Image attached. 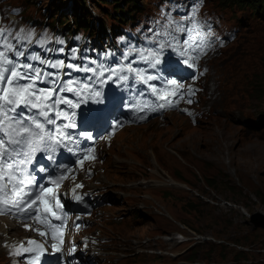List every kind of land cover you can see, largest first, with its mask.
<instances>
[{
	"label": "rangeland",
	"instance_id": "1",
	"mask_svg": "<svg viewBox=\"0 0 264 264\" xmlns=\"http://www.w3.org/2000/svg\"><path fill=\"white\" fill-rule=\"evenodd\" d=\"M3 1L23 7L25 18L57 29H74L71 20L77 12L88 17L79 30L92 27L96 33L105 28L109 33L120 24L114 0ZM118 2L126 13L142 17L157 0ZM207 8L225 25L235 27L238 38L207 63L211 72L205 80L198 124L177 112L167 113L125 129L102 151L98 168L102 181L98 177L89 183L103 201L99 208L104 211L103 217L99 212L94 217L93 232L108 240L103 251L95 252L93 260L99 264H264V230L247 222L231 223L194 194L212 187L243 203L253 215H264V18L250 8H226L219 0H208ZM62 20L67 24L61 25ZM120 22L127 23L125 18ZM217 110L228 114L217 117ZM231 114L237 120L228 121ZM220 120L228 122L234 137L227 132L229 138L218 143V130L209 131ZM176 128L182 129V136H174ZM241 130L244 136H239ZM118 168L124 172H116ZM170 178L184 187L169 186ZM109 181L118 190L109 191ZM176 232L191 240L176 242ZM0 264H10L1 250Z\"/></svg>",
	"mask_w": 264,
	"mask_h": 264
},
{
	"label": "snow or ice",
	"instance_id": "2",
	"mask_svg": "<svg viewBox=\"0 0 264 264\" xmlns=\"http://www.w3.org/2000/svg\"><path fill=\"white\" fill-rule=\"evenodd\" d=\"M199 8L200 0H196L180 20L166 15L165 22L151 29L152 35L146 38L152 46H130L122 54L126 63L117 61L115 65L51 61L25 52L31 33L16 36L0 31V216H14L24 223L26 231L41 238L7 245L12 255L24 258L25 264H41L49 248L55 253L62 252L69 218L65 201L85 203L82 192L85 184L76 183V177L85 171L91 175V168L86 165L98 159L93 134L72 131L78 127L77 110L89 101H99L106 84L119 81L127 86L131 80L133 85H144L137 96L149 94L157 102L153 111L175 108L185 100L189 104L193 102L195 88L186 87L176 79L165 80L158 69L166 48L178 53L189 69H195L197 61L212 48L213 31L199 19ZM46 42V37L38 41L40 45ZM56 51L63 52V49ZM133 64H144L146 68L133 67ZM65 69L71 71L65 72ZM73 71L84 75L63 78L71 77ZM158 80L164 86H155ZM147 110L143 105L139 109L141 113ZM114 127L119 128L120 124ZM61 152L73 156L74 163L58 162ZM69 180L73 186L62 192ZM82 218L77 216L76 220ZM81 227L76 224L77 230Z\"/></svg>",
	"mask_w": 264,
	"mask_h": 264
},
{
	"label": "trees",
	"instance_id": "3",
	"mask_svg": "<svg viewBox=\"0 0 264 264\" xmlns=\"http://www.w3.org/2000/svg\"><path fill=\"white\" fill-rule=\"evenodd\" d=\"M114 6L113 9H116L114 12L117 13V11H119V18L118 23L120 24H124L121 23L120 21L122 19H126V24L128 23H135V18L134 17H129L130 15L132 16V12H130L129 10L127 11V13L124 11L123 7L120 5L121 2H118V0H114ZM124 0H122L123 3ZM130 2V4H133L134 0H127ZM83 2V0H82ZM220 4H222V6L227 7H239L241 9H246V8H250L253 14L259 15L261 17L264 18V0H219ZM104 4H111V2L109 1H104ZM135 6V5H134ZM108 16H110V14H107ZM87 20L88 17L87 15L83 14L82 12H77L75 14V16L72 18V25L73 28L72 30H76V28H79L80 26H85L87 25ZM57 22H59V20H57ZM67 21L62 20L61 21V25H66ZM85 28V27H84ZM116 30H118V26L114 27L112 26L111 29H109L110 32H115ZM87 32H92V27H87ZM99 34L103 35V36H107L108 32L107 29L105 28H99Z\"/></svg>",
	"mask_w": 264,
	"mask_h": 264
},
{
	"label": "bare ground",
	"instance_id": "4",
	"mask_svg": "<svg viewBox=\"0 0 264 264\" xmlns=\"http://www.w3.org/2000/svg\"><path fill=\"white\" fill-rule=\"evenodd\" d=\"M173 5H174V3H173ZM71 8V7H70ZM182 8H184V7H182ZM177 9L178 10H183V9H181V8H178V6H176V11H177ZM180 12V11H179ZM212 75V74H211ZM215 77V76H214ZM215 79V78H214ZM210 81H212L211 79H210ZM211 83V82H210ZM206 84V83H205ZM213 86H214V84H212ZM211 91V90H210ZM213 92V91H212ZM205 93V92H204ZM206 94V93H205ZM215 94V93H214ZM213 94V95H214ZM216 95V94H215ZM218 97V96H217ZM206 98V97H205ZM209 99V98H208ZM207 100V99H206ZM217 100H219V99H217ZM209 102V101H208ZM210 102H211V100H210ZM220 102V101H219ZM221 105H223V104H221ZM204 106V105H203ZM209 106V105H208ZM216 106V105H215ZM223 107V106H222ZM221 107V108H222ZM206 108V107H205ZM211 108V107H210ZM214 108V107H213ZM212 108V109H213ZM216 108V107H215ZM209 109V108H208ZM242 109V108H241ZM241 109H240V111H241ZM223 110H225V109H223ZM223 110H217V117H221V118H225L226 117V115L228 114L227 113V111L226 112H224ZM216 112V111H215ZM236 112V111H235ZM230 113V112H229ZM240 115V114H239ZM238 115V116H239ZM243 116V115H242ZM244 117V116H243ZM234 119L235 120H237V117L234 115V114H231V116H227V120L228 121H230V122H232V121H234ZM242 120V119H241ZM205 121V120H204ZM239 121V120H238ZM244 121V120H243ZM204 123V122H203ZM227 121H224V120H220V121H218L214 126H212V127H210L211 129H210V131L209 132H212V131H217L218 130V133H219V135H220V137L219 138H217L216 140H215V142H218V143H220L221 141H223L225 138H229V137H227L228 135H227V132H230L231 133V135H233V131L231 130V129H229L226 125H227ZM202 124V123H201ZM176 129H178L176 132H175V134H174V136H178V135H181L182 136V134H183V131H182V129L181 128H176ZM124 131H122L121 133H123ZM192 132H194V131H191V132H189L187 135H189L190 133H192ZM120 133V134H121ZM239 136H244V133H243V130H241L240 132H239ZM186 137V136H185ZM184 137V138H185ZM233 137H234V135H233ZM243 137H241L240 138V140L242 139ZM245 138V137H244ZM247 139V138H246ZM250 140V139H249ZM248 141V140H247ZM246 141V142H247ZM251 141V140H250ZM259 144H260V142H259ZM203 145V144H202ZM240 145V144H239ZM256 145V144H255ZM203 146H205V145H203ZM228 146V145H227ZM177 154H181V151H180V149H179V147L177 148ZM126 163L128 164V165H131V163L129 162V160L128 161H126ZM116 172H119V173H123L124 171L123 170H121L120 168H118L117 170H115ZM105 173H107V170H105ZM160 174V173H159ZM101 175L102 174H98V177H99V180L100 181H102V177H101ZM116 185V183L115 182H110L109 181V184H108V190L109 191H115V190H118L117 188H115L114 186ZM168 185L169 186H174V187H176V188H183L184 187V185L181 183V182H179V181H177V180H175V179H173V178H170V180L168 181ZM7 223L5 222V221H3V220H0V242L4 239V237H3V235H5V233H7L8 231L7 230H5V225H6ZM171 238H167V240L169 241ZM2 249V247L0 246V250Z\"/></svg>",
	"mask_w": 264,
	"mask_h": 264
},
{
	"label": "built area",
	"instance_id": "5",
	"mask_svg": "<svg viewBox=\"0 0 264 264\" xmlns=\"http://www.w3.org/2000/svg\"><path fill=\"white\" fill-rule=\"evenodd\" d=\"M196 197L205 205L216 210L218 214L227 215L234 223L247 222L252 218V213L247 207L211 188L207 187L205 193L196 192ZM235 247L237 246L235 245Z\"/></svg>",
	"mask_w": 264,
	"mask_h": 264
},
{
	"label": "water",
	"instance_id": "6",
	"mask_svg": "<svg viewBox=\"0 0 264 264\" xmlns=\"http://www.w3.org/2000/svg\"><path fill=\"white\" fill-rule=\"evenodd\" d=\"M251 224L255 226L257 229L264 230V215L263 214H254L251 218Z\"/></svg>",
	"mask_w": 264,
	"mask_h": 264
},
{
	"label": "clouds",
	"instance_id": "7",
	"mask_svg": "<svg viewBox=\"0 0 264 264\" xmlns=\"http://www.w3.org/2000/svg\"><path fill=\"white\" fill-rule=\"evenodd\" d=\"M253 215V214H252ZM251 221V220H250Z\"/></svg>",
	"mask_w": 264,
	"mask_h": 264
}]
</instances>
